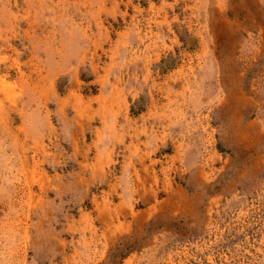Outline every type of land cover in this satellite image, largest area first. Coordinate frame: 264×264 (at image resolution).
<instances>
[{
	"label": "rangeland",
	"instance_id": "374dc122",
	"mask_svg": "<svg viewBox=\"0 0 264 264\" xmlns=\"http://www.w3.org/2000/svg\"><path fill=\"white\" fill-rule=\"evenodd\" d=\"M0 264H264V0H0Z\"/></svg>",
	"mask_w": 264,
	"mask_h": 264
}]
</instances>
